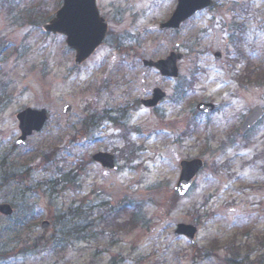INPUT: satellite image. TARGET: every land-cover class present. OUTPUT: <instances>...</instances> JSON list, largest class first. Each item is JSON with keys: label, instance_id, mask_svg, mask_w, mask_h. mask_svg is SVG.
<instances>
[{"label": "rangeland", "instance_id": "obj_1", "mask_svg": "<svg viewBox=\"0 0 264 264\" xmlns=\"http://www.w3.org/2000/svg\"><path fill=\"white\" fill-rule=\"evenodd\" d=\"M61 1L0 0V204L13 208L0 214V264H261L264 118L239 126L264 109L252 83L264 0H212L178 32L158 29L175 0H97L107 32L80 65L43 30ZM170 51L184 54L177 79L141 64ZM156 87L166 97L148 109L139 101ZM25 108L48 120L17 146ZM99 151L117 170L92 161ZM193 158L204 165L178 196L179 162ZM180 223L196 227L194 244L174 235Z\"/></svg>", "mask_w": 264, "mask_h": 264}, {"label": "water", "instance_id": "obj_2", "mask_svg": "<svg viewBox=\"0 0 264 264\" xmlns=\"http://www.w3.org/2000/svg\"><path fill=\"white\" fill-rule=\"evenodd\" d=\"M211 0H176V6L170 17L159 24L160 30L174 29L178 30L180 24L194 14L197 10L209 6ZM46 32L53 34H62L65 36L66 45L74 50V63L81 64L93 51L102 43L107 24L99 15L96 7V0H62L60 8L56 11L54 17L43 26ZM183 57L181 53L170 52L164 59L143 60L142 64L146 67L155 68L162 76H178L177 61ZM216 60L220 59V53H214ZM101 88V87H99ZM165 96V93L158 88H154L152 98L142 100L146 107H153ZM72 107L66 105L63 113L71 112ZM214 109L211 103L200 102L196 105L197 111L210 113ZM264 115L263 110L256 106L244 118L240 130L242 132L249 129ZM20 136L16 140V145H23L26 138L32 132L40 131L46 120L47 115L44 109L36 110L25 108L16 115ZM92 160L101 165L103 170H116L113 155L107 152H97L92 156ZM203 162L200 159L182 160L179 164L180 172L174 191L179 196H183L190 188L194 177L202 167ZM13 209L9 204H0V214L10 217ZM43 228L49 226L47 221L41 223ZM175 235H182L191 243H194L196 227L190 224H177L174 230ZM261 264H264L261 263Z\"/></svg>", "mask_w": 264, "mask_h": 264}, {"label": "trees", "instance_id": "obj_3", "mask_svg": "<svg viewBox=\"0 0 264 264\" xmlns=\"http://www.w3.org/2000/svg\"><path fill=\"white\" fill-rule=\"evenodd\" d=\"M256 78H255V80H253V82H255V83H263V81H264V68H262V69H260V73H259V75L257 74L256 76H255ZM256 81H260V82H256ZM132 216L136 219L137 218V214L135 213V212H133L132 213ZM134 219V220H135ZM136 221V220H135ZM122 225H125V223H123ZM57 241H58V239H56ZM54 243V242H53ZM56 243V242H55Z\"/></svg>", "mask_w": 264, "mask_h": 264}]
</instances>
